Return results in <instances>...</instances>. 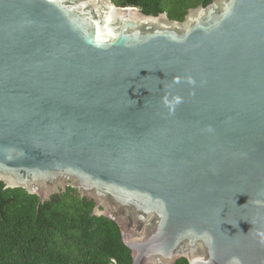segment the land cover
<instances>
[{
    "label": "water",
    "instance_id": "95a60500",
    "mask_svg": "<svg viewBox=\"0 0 264 264\" xmlns=\"http://www.w3.org/2000/svg\"><path fill=\"white\" fill-rule=\"evenodd\" d=\"M0 182L79 190L132 264H264V0H0Z\"/></svg>",
    "mask_w": 264,
    "mask_h": 264
},
{
    "label": "trees",
    "instance_id": "16d2710c",
    "mask_svg": "<svg viewBox=\"0 0 264 264\" xmlns=\"http://www.w3.org/2000/svg\"><path fill=\"white\" fill-rule=\"evenodd\" d=\"M111 1L184 21L191 9L213 0ZM94 210L95 203L72 187L41 203L37 195L5 189L0 182V264H132L116 224Z\"/></svg>",
    "mask_w": 264,
    "mask_h": 264
},
{
    "label": "clouds",
    "instance_id": "9594fccd",
    "mask_svg": "<svg viewBox=\"0 0 264 264\" xmlns=\"http://www.w3.org/2000/svg\"><path fill=\"white\" fill-rule=\"evenodd\" d=\"M137 8V7H136ZM230 264H241L238 258H233L232 261H230Z\"/></svg>",
    "mask_w": 264,
    "mask_h": 264
}]
</instances>
